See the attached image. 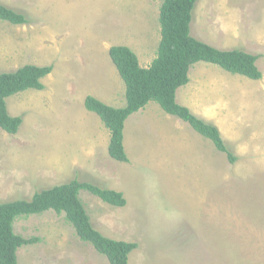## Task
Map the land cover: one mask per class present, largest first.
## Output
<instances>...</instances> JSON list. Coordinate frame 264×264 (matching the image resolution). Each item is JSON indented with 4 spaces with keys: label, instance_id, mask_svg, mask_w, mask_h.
<instances>
[{
    "label": "rangeland",
    "instance_id": "rangeland-1",
    "mask_svg": "<svg viewBox=\"0 0 264 264\" xmlns=\"http://www.w3.org/2000/svg\"><path fill=\"white\" fill-rule=\"evenodd\" d=\"M163 0H0L28 20H0V74L52 66L44 89L7 98L16 135L0 129V203L72 181L122 192L119 208L80 192L94 228L136 243L129 264H264V0H199L191 36L222 51L259 56L260 80L198 62L177 103L217 127L236 162L156 102L125 122L129 161L109 156L110 132L84 102L126 105L109 56L129 47L140 66L157 57ZM18 264H110L49 210L18 217Z\"/></svg>",
    "mask_w": 264,
    "mask_h": 264
},
{
    "label": "trees",
    "instance_id": "trees-1",
    "mask_svg": "<svg viewBox=\"0 0 264 264\" xmlns=\"http://www.w3.org/2000/svg\"><path fill=\"white\" fill-rule=\"evenodd\" d=\"M198 1L163 0L159 16L161 40L157 57L148 68L140 66L137 55L129 47L113 46L109 49L111 61L126 85V105L114 108L93 96H88L84 105L88 111L97 114L109 130L108 153L115 161H129L124 146L125 122L153 101L167 114L188 123L194 131L212 141L218 151L227 155L231 164L236 162L217 127L204 122L187 107L178 104L176 93L189 83V72L198 62L214 64L233 75L260 80L262 73L256 65L259 56L239 50L222 51L192 37V14ZM0 20L13 25L28 23L24 15L1 4ZM52 70V66L26 65L14 72L0 74V129L9 135L18 133L23 119L10 115L7 98L30 89L42 91L45 87L42 80ZM81 191H87L114 207L122 208L127 205L122 192L79 181L35 193L30 200L0 203V264H18V250L38 241L16 234V219L49 210H54L59 215L64 213L80 240L90 243L110 264H129V255L138 245L108 238L96 230L79 197Z\"/></svg>",
    "mask_w": 264,
    "mask_h": 264
}]
</instances>
